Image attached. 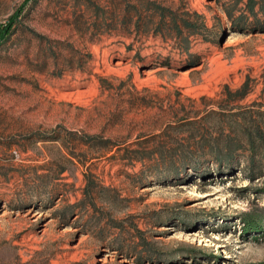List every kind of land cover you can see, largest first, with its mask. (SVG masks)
Masks as SVG:
<instances>
[{"label":"rangeland","instance_id":"rangeland-1","mask_svg":"<svg viewBox=\"0 0 264 264\" xmlns=\"http://www.w3.org/2000/svg\"><path fill=\"white\" fill-rule=\"evenodd\" d=\"M13 20L0 264H264V162L250 171L240 116L264 110L259 6L0 0Z\"/></svg>","mask_w":264,"mask_h":264},{"label":"trees","instance_id":"trees-1","mask_svg":"<svg viewBox=\"0 0 264 264\" xmlns=\"http://www.w3.org/2000/svg\"><path fill=\"white\" fill-rule=\"evenodd\" d=\"M238 1H244V0H238ZM247 1L248 8L254 12L256 6L260 7V10L264 12V0H245ZM161 10V17L164 19L167 17V14L165 13L164 9ZM170 11V10H169ZM224 12L229 16V10L224 9ZM196 16H199L198 13H195ZM171 20L175 23L177 26V15L176 12L170 11L169 15ZM14 24V20L10 22L8 25L1 27L2 29V37L6 38L9 34V30ZM185 24L188 28H194V23H191L189 21H185ZM178 28V26H177ZM247 84H245L241 89L237 91L236 97H233V99L236 98V100L243 99L247 94ZM254 114L248 116L247 112H241L240 116L247 122V127L243 129V133L247 140V146L250 148L252 155L249 158V161L251 163L250 171H255V166L257 162V153H261V159L264 162V110H257L253 112ZM222 160V159H221ZM186 245V243H184Z\"/></svg>","mask_w":264,"mask_h":264},{"label":"bare ground","instance_id":"bare-ground-1","mask_svg":"<svg viewBox=\"0 0 264 264\" xmlns=\"http://www.w3.org/2000/svg\"><path fill=\"white\" fill-rule=\"evenodd\" d=\"M220 16H222V14H220ZM196 235V232H195V230H193V229H190V230H187V231H185L184 232V236H187V238L186 239H184V242H190V240L193 238V236H195Z\"/></svg>","mask_w":264,"mask_h":264}]
</instances>
